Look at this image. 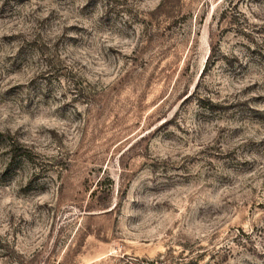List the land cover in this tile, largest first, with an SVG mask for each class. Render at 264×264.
Wrapping results in <instances>:
<instances>
[{"label": "rangeland", "instance_id": "obj_1", "mask_svg": "<svg viewBox=\"0 0 264 264\" xmlns=\"http://www.w3.org/2000/svg\"><path fill=\"white\" fill-rule=\"evenodd\" d=\"M0 264H264V0H0Z\"/></svg>", "mask_w": 264, "mask_h": 264}, {"label": "trees", "instance_id": "obj_2", "mask_svg": "<svg viewBox=\"0 0 264 264\" xmlns=\"http://www.w3.org/2000/svg\"><path fill=\"white\" fill-rule=\"evenodd\" d=\"M8 140H10V139H8ZM9 144V143H8ZM18 144H17V142H13V141H10V148H11V153H12V155H11V157L12 158H15V157H19V156H21V155H19V153H18V151H19V149H18V146H17ZM22 156H24V158H26L27 156L26 155H22Z\"/></svg>", "mask_w": 264, "mask_h": 264}]
</instances>
